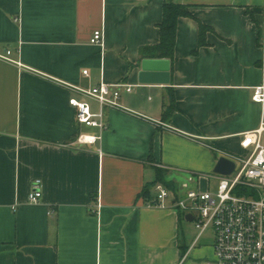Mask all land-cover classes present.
Wrapping results in <instances>:
<instances>
[{
  "label": "crops",
  "instance_id": "0c3cea01",
  "mask_svg": "<svg viewBox=\"0 0 264 264\" xmlns=\"http://www.w3.org/2000/svg\"><path fill=\"white\" fill-rule=\"evenodd\" d=\"M175 1L192 17L179 20L170 61L140 55L160 43L165 0H0V56L11 60L0 58V264L215 260L214 245L198 247L203 234L182 240V217L193 221L172 197L151 207L140 194L156 169L175 194L190 174L210 189L218 160L236 157L259 127L264 0ZM200 25L209 28L202 47ZM97 30L102 45L91 43ZM146 60L167 70H144ZM101 83L132 86L119 108H103V131L79 124L70 104L98 114L80 90ZM80 134L100 138L80 144ZM36 180L42 198L31 204Z\"/></svg>",
  "mask_w": 264,
  "mask_h": 264
},
{
  "label": "built area",
  "instance_id": "2783aa9c",
  "mask_svg": "<svg viewBox=\"0 0 264 264\" xmlns=\"http://www.w3.org/2000/svg\"><path fill=\"white\" fill-rule=\"evenodd\" d=\"M91 43L102 45L101 30L95 31ZM9 55L10 51L0 58L11 61ZM122 89L132 92L130 85L105 83L91 90H80L86 97L97 101L101 110L94 114L89 104L72 99L70 104L77 110L79 124L105 130L103 108H119ZM252 100L264 108V85L254 88ZM99 138L80 134L77 141L94 144ZM240 146L245 154L229 158L235 162L234 171L228 176L214 174L218 181L214 191L202 190L199 178L190 174L181 184L180 193L175 194L158 184L155 199L149 204L151 207H164L172 197L174 208L184 215L193 216L200 235L209 228L213 229L215 260L203 264H264V115L257 129L243 134ZM41 198L42 182L36 180L29 202L37 204Z\"/></svg>",
  "mask_w": 264,
  "mask_h": 264
},
{
  "label": "trees",
  "instance_id": "16d2710c",
  "mask_svg": "<svg viewBox=\"0 0 264 264\" xmlns=\"http://www.w3.org/2000/svg\"><path fill=\"white\" fill-rule=\"evenodd\" d=\"M187 17H192V14L189 12L187 6L178 4L175 0H165L163 5V20L159 25L160 43L155 46L141 48V58L167 59L173 61L176 47L178 22L181 18ZM208 31L209 28L200 25L199 47L205 45V35ZM174 111L175 101L172 95L169 104L165 105V111L163 115L164 119L168 118ZM158 183L164 185L168 189L172 188L171 183L166 179V171L156 169L155 182L146 184L142 193L140 194V197L147 205L154 201L155 197L153 196V188Z\"/></svg>",
  "mask_w": 264,
  "mask_h": 264
},
{
  "label": "rangeland",
  "instance_id": "374dc122",
  "mask_svg": "<svg viewBox=\"0 0 264 264\" xmlns=\"http://www.w3.org/2000/svg\"><path fill=\"white\" fill-rule=\"evenodd\" d=\"M235 154L237 156H242L245 154V152L242 149H237L235 150ZM214 173H211L210 175H213ZM177 182L179 183H183L185 180L183 178H178L176 179ZM184 180V181H183ZM206 182L200 184V188L203 190V188L207 185L205 184ZM218 184V181L216 179H212L210 180L208 186L210 188L211 191H214L216 186ZM185 217H182V232H181V236H182V240L187 239V243L191 244L201 233V231L196 227V225L193 222H188L184 219ZM215 243V235H214V231L212 228H209L208 230H206L203 235L201 236L199 243H198V247H211L213 246Z\"/></svg>",
  "mask_w": 264,
  "mask_h": 264
},
{
  "label": "water",
  "instance_id": "95a60500",
  "mask_svg": "<svg viewBox=\"0 0 264 264\" xmlns=\"http://www.w3.org/2000/svg\"><path fill=\"white\" fill-rule=\"evenodd\" d=\"M168 63V61H157V60H146L143 63V67L144 70H154V71H158L159 69H163V70H167V67H160L161 66H166ZM236 165L235 162L230 160L229 158L226 157H222L218 160L213 173L216 175H224V176H228L230 175L234 169H235ZM187 220H192L193 221V216L188 215L186 217Z\"/></svg>",
  "mask_w": 264,
  "mask_h": 264
}]
</instances>
